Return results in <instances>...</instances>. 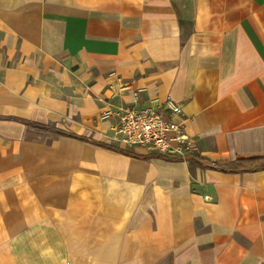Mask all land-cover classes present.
<instances>
[{
	"label": "crops",
	"instance_id": "obj_1",
	"mask_svg": "<svg viewBox=\"0 0 264 264\" xmlns=\"http://www.w3.org/2000/svg\"><path fill=\"white\" fill-rule=\"evenodd\" d=\"M139 90L190 158L111 143ZM254 158L264 0H0V264H264V161L208 166Z\"/></svg>",
	"mask_w": 264,
	"mask_h": 264
},
{
	"label": "built area",
	"instance_id": "obj_2",
	"mask_svg": "<svg viewBox=\"0 0 264 264\" xmlns=\"http://www.w3.org/2000/svg\"><path fill=\"white\" fill-rule=\"evenodd\" d=\"M124 91L132 90L125 86ZM133 93V100L112 105L100 116L110 123L111 143L169 160L190 158L194 139L187 130L182 106L170 96L143 100L144 90Z\"/></svg>",
	"mask_w": 264,
	"mask_h": 264
},
{
	"label": "trees",
	"instance_id": "obj_3",
	"mask_svg": "<svg viewBox=\"0 0 264 264\" xmlns=\"http://www.w3.org/2000/svg\"><path fill=\"white\" fill-rule=\"evenodd\" d=\"M262 161H264L263 158L243 159V160L238 161V168L235 170L224 168L219 164H209L208 166H211V167L216 168V169L226 170L228 172H233V171H237V170L247 169V168H245L246 166H248L249 169H256L257 168L256 165L260 164V162H262Z\"/></svg>",
	"mask_w": 264,
	"mask_h": 264
}]
</instances>
